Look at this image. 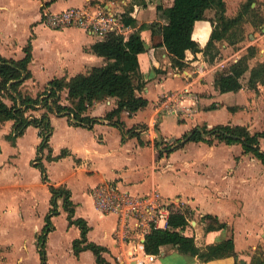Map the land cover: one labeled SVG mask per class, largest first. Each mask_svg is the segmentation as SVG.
I'll return each instance as SVG.
<instances>
[{"label": "crops", "instance_id": "1", "mask_svg": "<svg viewBox=\"0 0 264 264\" xmlns=\"http://www.w3.org/2000/svg\"><path fill=\"white\" fill-rule=\"evenodd\" d=\"M172 4L173 0H0V57L18 61L24 57L25 47H31L30 78L20 86L22 92L35 97L53 78L70 79L107 63L90 50L101 39L76 27L59 31L43 23L47 11L104 7L119 13L122 20L130 18L134 22V26L124 24L125 39L140 30L145 52L138 56L139 79L143 83L138 95L148 101L135 114H123L122 127L104 119L115 108V99L97 102L87 109L85 116L96 120L91 128L77 124L71 115H52L49 148L41 153L38 128L27 127L12 142L8 136L14 121L0 126V264H42L39 239L51 208L52 187L69 190L73 220L86 222L87 241L106 249L103 256L109 264H126L117 260L123 250L114 239L117 217L98 212L90 195L93 187L105 182L138 195L156 190L163 201L188 210L190 220L182 234L192 237L199 248L227 239L234 243L233 256L206 263L180 253L173 245H163L157 255H150L153 264H264V164L252 153H245L239 143L185 141L192 130L202 125L242 126L251 134L263 131L264 85L251 90L242 83L238 92L221 94L213 85L214 75L220 71L217 62L203 78L182 79L176 75L164 47L154 51L153 57L160 66V72H156L148 54L153 45L152 32L145 26L153 22L164 25L163 11ZM31 7L36 11L32 18L23 23L17 19L18 14ZM196 26L207 27L205 21L196 22L194 30ZM208 29L209 37L211 28ZM194 30L192 39L200 50L187 53L186 66L203 53L208 41L194 39ZM219 46L225 52L231 47L226 42ZM260 51L259 62H263L264 42ZM243 52L244 48L232 49L229 60L235 62ZM180 89L195 93L198 99L199 110L190 121L159 113L163 96ZM65 97L63 92V104L67 103ZM233 97L241 98V102L232 105L225 101ZM3 100L12 104L8 98ZM252 104L256 106L255 112L248 110ZM259 149L264 152V138L259 141ZM49 150L56 159H47ZM39 163L45 169L43 175ZM206 215L216 217L226 228L206 231ZM59 217L65 218V233L71 234L64 253L72 258L70 263L96 264L90 250L75 256L72 243L79 238L80 231L69 224L61 199L57 200V214L50 218L51 231L44 244L46 264H50L49 235L55 232Z\"/></svg>", "mask_w": 264, "mask_h": 264}, {"label": "trees", "instance_id": "2", "mask_svg": "<svg viewBox=\"0 0 264 264\" xmlns=\"http://www.w3.org/2000/svg\"><path fill=\"white\" fill-rule=\"evenodd\" d=\"M255 0H246L234 17L226 15L224 0H173L171 7L163 11L166 23L153 22L145 27L152 32L153 45L148 52L156 72H160L159 62L153 57L158 47H164L171 56L172 66L183 68L187 52L196 53L200 50L198 44L192 39L195 23L209 21L212 28L209 39L203 49V53L212 62L217 56L216 43L226 42L231 46L237 45L243 40L241 24L249 13L254 12L252 7ZM214 11V18L207 19V11ZM124 24L134 26L129 19L123 20ZM140 28H143L140 27ZM30 44L24 49V57L21 60L5 59L0 57V126L7 121H14L12 134L9 140L14 142L23 135L29 126L38 128L41 137L39 153L48 147L49 138L53 132L50 116H72L77 124H85L89 128L96 122L95 119L85 116L89 107L93 104L115 99L116 106L106 113L104 119L109 124L122 127L123 114L131 116L145 108L148 101L138 95L143 87L139 79V54L145 52L140 30H136L127 39L123 35L107 33L103 39L95 42L90 50L93 54L103 57L106 64L93 67L85 74H78L70 79L53 78L44 89L35 97L20 90L23 82L30 78L28 64L31 60ZM257 54L254 46L246 49L235 62L225 70L215 73L213 85L223 94L238 92L242 88V78L249 72L247 88L257 90L259 85H264V61L250 67L249 60ZM66 92L68 104L61 103V95ZM4 98L11 101V105L4 102ZM42 109L37 116L33 112ZM207 136V137H205ZM186 137V136H185ZM183 137V139L185 138ZM264 138V130L258 133H249L245 127L217 125L211 129L202 127L191 131L189 141L208 142L216 140L226 144L239 143L245 153H252L264 164V152L259 149V141ZM179 142V140L177 141ZM47 159L54 160L50 156ZM63 156V153L62 155ZM39 160V159H38ZM38 168L42 175L45 169L41 163ZM51 208L45 218V227L40 236V260L46 264L44 244L47 234L51 231L50 218L57 214V200H62V207L67 213L69 224L76 225L80 231L78 239L72 243L75 256L84 250H90L96 264H109L103 253L106 249L87 241L88 226L82 219L73 220L74 208L70 201V192L64 187L50 188ZM206 221V231L226 228L224 223L211 215L203 217ZM190 212L180 207L171 205L166 229L152 228L145 235L144 241L138 244V250L148 255H157L163 245H173L182 254L196 256L203 262L234 255V243L227 239L216 245L199 248L194 239L182 234V230L188 225ZM252 264H256L253 261Z\"/></svg>", "mask_w": 264, "mask_h": 264}, {"label": "built area", "instance_id": "3", "mask_svg": "<svg viewBox=\"0 0 264 264\" xmlns=\"http://www.w3.org/2000/svg\"><path fill=\"white\" fill-rule=\"evenodd\" d=\"M43 23L48 28L59 31L76 27L96 38L104 37L107 33L124 35L125 29L121 15L104 7H73L60 12L47 11L43 15ZM203 65L197 68V73L204 69ZM186 101L189 102L188 106L184 104ZM195 102L196 95L189 90L168 93L163 96L159 113L186 116ZM90 195L98 212L117 217L114 239L123 248L117 260L124 261L123 252L128 249L126 264H153L152 256L139 252L138 244L144 241L145 235L152 228L167 227L169 207L173 204L163 201L156 190L146 195L132 194L109 182L93 187Z\"/></svg>", "mask_w": 264, "mask_h": 264}, {"label": "rangeland", "instance_id": "4", "mask_svg": "<svg viewBox=\"0 0 264 264\" xmlns=\"http://www.w3.org/2000/svg\"><path fill=\"white\" fill-rule=\"evenodd\" d=\"M244 2H246V0H226L225 1L226 15L229 17H234ZM252 7H254V12L249 13V15H247L244 22L241 24V29L243 31V40L242 41H240L237 45L231 46L232 48L230 47L229 51H226V52L223 51V49H221V47L219 46L221 43H224V42H217L216 43L217 56L214 58V60L212 62H209L208 57H206L204 55V53H200L199 57H196V59H193L190 65H187V66L184 65L183 68L175 67L176 75L180 76L182 79H193V78H197V77L203 78L204 73L206 71H208L209 67L212 66V64L215 62L218 63L220 71L225 70L229 67V65L231 63H233L232 60H229L230 55H232L231 54L232 49L244 48V52L242 53V55H245L246 49L249 46H254L257 49L256 56L249 60L250 67H252L257 62H259V54L261 52L260 50H262V45L264 42V38H263L264 37V0H255V3H253ZM35 13H36V11L34 10V8L31 7L29 10H26L23 13L18 14L16 17L18 20H20L23 23L24 21H27L28 19L32 18V16H34ZM214 16H215L214 11H212V10L207 11V13H206L207 19H213ZM0 18H1V16H0ZM122 22H123V20H122ZM205 22H206L207 27L206 28H200V26H196V28L194 30V34H193L194 39L199 40L200 42H203V43L206 41L207 38L209 39L208 27L212 28L209 21H205ZM123 24H124V22H123ZM23 27L24 26H22V24H21L20 29H19L20 36H22L21 33L23 30ZM99 39H103V37H101ZM205 45L202 48V52H203ZM187 53H192V52H187ZM193 54H195V53H193ZM185 60H186V58H185ZM185 60H184V63H185ZM201 65H203L204 69L200 73H197L196 70ZM183 72H186V73L182 74ZM248 77H249V72H247L244 75V77L242 78V83L245 87L247 84ZM180 90H183V89H180ZM176 91H179V90H176ZM172 92H175V91H172ZM172 92H170V93H172ZM240 99L241 98L233 97L232 99H225V101L232 103V105H237L236 103L241 102ZM61 103H65V101L63 99V93L61 95ZM66 104H68V103H66ZM184 104H185V106H188L189 102L186 101ZM237 109H238V107H237ZM198 110H199L198 99L196 97L195 105L191 106V108L188 110V115H186V116H182V115L174 116V118H176V117L181 118L182 117V119H184V121H187V120L190 121L192 119V117H194V114H196V112ZM248 110L250 112H255L256 106L252 104L251 106H248ZM42 111H43L42 109L37 110L34 112V114L38 116ZM106 121L109 124L108 120H106ZM202 126L207 128V129L211 128V127H207L206 125H202ZM213 126H215V125H213ZM213 126H212V128H213ZM211 141L214 142L215 140H211ZM40 198H41V194H40ZM40 208H41V206L39 207V209ZM64 219L65 218H63V217H59L56 219V222H55L56 230L51 236L49 235V239H48V243H47V246H48L47 251H48V256L50 258V264H66V263L71 264L70 262L72 261V258L64 255L65 248L68 245V239L71 237L70 233L66 234L64 231V223H65ZM32 221L34 222L35 220L32 219ZM69 250L71 251V246H70ZM126 250H128V249H125V251ZM128 255H129V250L126 253L125 258H124L125 263L127 261ZM70 256L72 257L71 254H70ZM118 261H121V260H118ZM30 263L34 264L35 262L31 261Z\"/></svg>", "mask_w": 264, "mask_h": 264}, {"label": "water", "instance_id": "5", "mask_svg": "<svg viewBox=\"0 0 264 264\" xmlns=\"http://www.w3.org/2000/svg\"><path fill=\"white\" fill-rule=\"evenodd\" d=\"M189 136H190V135H188V136L186 137L185 141H187V140L189 139Z\"/></svg>", "mask_w": 264, "mask_h": 264}]
</instances>
